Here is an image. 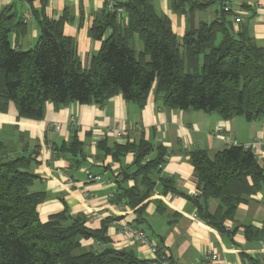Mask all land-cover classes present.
Wrapping results in <instances>:
<instances>
[{
    "label": "trees",
    "instance_id": "obj_1",
    "mask_svg": "<svg viewBox=\"0 0 264 264\" xmlns=\"http://www.w3.org/2000/svg\"><path fill=\"white\" fill-rule=\"evenodd\" d=\"M229 1L221 0L219 16L187 29L180 41L152 0L114 1L122 9L121 16L110 11L106 2L88 30V37L100 41L101 47L87 69L78 60L73 39L63 35L62 19L53 21L34 11L38 43L22 51L12 46L9 34L20 36L25 25L10 8L4 9L0 12V111L5 112L11 102L18 118L37 121L43 118L46 102L56 108L70 103L103 106L117 94L143 108L153 92L168 109L198 110L224 120L264 121V52L245 28L234 31L228 20L230 9L224 11ZM212 3L174 0L172 8L189 19ZM134 37L142 45L139 51ZM98 146L114 162L133 155L131 174L123 171L120 175L123 179L133 176L140 185L126 188L115 182L111 203L134 210L136 223L142 222L138 219L144 211L141 204L157 182L163 195L184 196L171 180L158 178L164 163L161 148L150 158L155 149L144 140L112 148L101 141ZM81 147L73 137L55 151L67 154L75 165ZM34 161L0 142V264H161L108 246L105 223L91 230L85 216L71 215L66 207L41 222L37 207L47 194L30 190L38 179L30 171ZM189 162L198 192L189 199L198 217L220 234L226 232L224 222L233 219L240 204L264 193V168L241 146L228 147L212 157L204 150H194ZM208 199L218 203L213 215L204 205ZM82 240H93L102 247L85 250Z\"/></svg>",
    "mask_w": 264,
    "mask_h": 264
},
{
    "label": "crops",
    "instance_id": "obj_2",
    "mask_svg": "<svg viewBox=\"0 0 264 264\" xmlns=\"http://www.w3.org/2000/svg\"><path fill=\"white\" fill-rule=\"evenodd\" d=\"M109 1L122 2L0 0V12L10 8L16 19L20 18L24 23L23 34H9L12 46L22 51L38 43L39 29L34 11L53 21L62 19L63 35L73 39L78 60L82 68L87 69L91 57L101 47L100 41L88 37V30ZM173 1L152 0V4L158 13L170 20L171 30L179 41L187 29L196 28L200 22L209 23L219 16L214 6L221 8V0H202L213 3L188 19L185 14L174 12ZM225 5L230 9L228 20L234 31L245 28L248 36L264 52V0H230ZM236 18L240 22L236 23ZM136 41L138 39L134 37V47ZM115 127L125 132L120 139L108 132ZM73 137L82 144L81 157L75 165L68 160L67 154L55 151V148L69 144ZM140 140L149 142L155 149L150 158L156 156V148L164 151V163L158 178L171 180L177 192L184 196L163 195L157 182L150 196L141 204L144 211L138 219L142 222L136 223L134 210L111 203L112 194L116 191L115 182H121L126 188L140 185L139 179L133 176L123 179L120 175L123 171L131 174L133 155L129 153L119 162H114L109 155H102L98 144L105 141L107 148H112L114 144ZM228 140L239 144L256 142L257 154H260L256 160L263 167L264 121L248 122L241 117L224 120L216 114L198 110L168 109L154 98L153 92H150L143 108L126 102L117 94L103 106L70 103L56 108L46 102L43 118L37 121L18 118L11 102L5 112L0 111V142L12 147L15 154L31 156L35 160L30 171L38 179L30 190L47 194L46 200L37 207L41 222H46L66 207L71 215L85 216L86 226L91 230H98L105 223L108 246L131 251L138 259L152 261L154 256L147 248L128 240L121 232L123 225L137 224L158 251L167 257L169 264H201L206 251L210 250L218 254V264H256L264 257L263 192L248 197L237 207L233 219L224 222V234L202 221L189 199L194 193L198 194L189 162L190 152L204 150L212 157L230 147ZM88 173L100 175L109 183L90 182ZM204 205L211 215L218 207L213 199H208ZM80 244L85 250L102 247L93 240H82Z\"/></svg>",
    "mask_w": 264,
    "mask_h": 264
},
{
    "label": "built area",
    "instance_id": "obj_3",
    "mask_svg": "<svg viewBox=\"0 0 264 264\" xmlns=\"http://www.w3.org/2000/svg\"><path fill=\"white\" fill-rule=\"evenodd\" d=\"M108 9L110 11H115L119 16L122 15V9L116 7L114 1L108 2ZM229 7H225L224 11H228ZM235 22H240L239 18L235 19ZM108 132L112 133L115 138L120 139L124 136L125 132L124 130H120L118 127H115L113 129H110ZM229 146H241L244 150H249L253 153L255 158H257L260 154H257V146L258 144L256 142L251 144H239L235 140H228ZM264 168V164H262ZM87 180L90 182H97L102 183L105 182L106 184L109 183V181H105L102 179L100 175H93L91 173L87 174ZM197 193H194L192 196H196ZM86 197L87 195L84 194ZM196 215H194L195 217ZM122 234L131 241L136 242L137 244L147 248V250L150 252L151 255L154 256V260H158L161 264H169L167 257L158 251L157 247L151 242V240L148 238V236L145 234V232L142 229H139L137 227H134L129 224H125L121 227ZM219 263V257L218 254L215 251H206L204 259L201 264H218ZM256 264H264V257L263 259Z\"/></svg>",
    "mask_w": 264,
    "mask_h": 264
},
{
    "label": "rangeland",
    "instance_id": "obj_4",
    "mask_svg": "<svg viewBox=\"0 0 264 264\" xmlns=\"http://www.w3.org/2000/svg\"><path fill=\"white\" fill-rule=\"evenodd\" d=\"M121 1H124V0H121ZM214 9H217L218 10V13L220 14V12H221V8L219 7V6H214ZM141 43L139 42V41H136L135 42V47H136V49H141Z\"/></svg>",
    "mask_w": 264,
    "mask_h": 264
}]
</instances>
